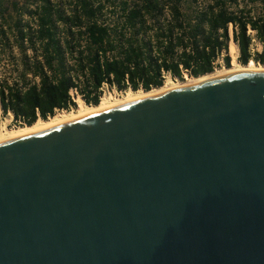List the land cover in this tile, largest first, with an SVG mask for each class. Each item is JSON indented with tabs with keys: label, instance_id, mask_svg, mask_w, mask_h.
<instances>
[{
	"label": "water",
	"instance_id": "obj_1",
	"mask_svg": "<svg viewBox=\"0 0 264 264\" xmlns=\"http://www.w3.org/2000/svg\"><path fill=\"white\" fill-rule=\"evenodd\" d=\"M0 264H264V72L0 142Z\"/></svg>",
	"mask_w": 264,
	"mask_h": 264
},
{
	"label": "trees",
	"instance_id": "obj_2",
	"mask_svg": "<svg viewBox=\"0 0 264 264\" xmlns=\"http://www.w3.org/2000/svg\"><path fill=\"white\" fill-rule=\"evenodd\" d=\"M6 4L0 0V53L21 68L23 85L0 79V109L17 126L70 112L74 87L96 106L104 82L148 92L163 87L167 76L182 82L185 74H212L220 59L231 68L232 42L240 64L264 65V0H26L11 4V20ZM30 15L37 17L34 27L25 19ZM28 74L39 76L40 85H30Z\"/></svg>",
	"mask_w": 264,
	"mask_h": 264
},
{
	"label": "bare ground",
	"instance_id": "obj_3",
	"mask_svg": "<svg viewBox=\"0 0 264 264\" xmlns=\"http://www.w3.org/2000/svg\"><path fill=\"white\" fill-rule=\"evenodd\" d=\"M237 45L235 42H232L230 45V50L232 53L236 52L237 50ZM233 66L231 68H226L224 70H219L216 71L212 74H208L199 78H188L186 81L182 82H173L171 80H168L165 85L161 88H156L151 91H127L125 96L123 97H114L112 94L109 95H104L101 98V101L99 105H87L85 102L81 99L78 102V106L74 111L70 112H63L58 113L54 117L49 118L48 120H38L34 125L32 126H23V127H17V128H9L7 126H3L0 130V142L9 140L11 138H14L16 136L25 134L29 131L39 129L42 127H46L49 125L57 124L60 123L64 120L71 119V118H76L79 116H82L84 114H87L89 112L97 111V110H102L114 106H118L121 104H126L129 102L141 100L144 98H148L157 94L177 90L183 87H187L190 85H195L199 84L208 80H212L215 78H219L222 76L230 75V74H235V73H259V72H264V65H257L253 60L249 62L248 65L244 66L241 65L236 58L233 60Z\"/></svg>",
	"mask_w": 264,
	"mask_h": 264
},
{
	"label": "rangeland",
	"instance_id": "obj_4",
	"mask_svg": "<svg viewBox=\"0 0 264 264\" xmlns=\"http://www.w3.org/2000/svg\"><path fill=\"white\" fill-rule=\"evenodd\" d=\"M16 1H20L21 3H24L26 0H6L7 4L6 6L9 7V12H8V19L11 20V17L14 15L13 13V10H12V7H11V4L13 2H16ZM0 23H1V19H0ZM12 23V21L10 22ZM230 36L231 38H233V28L232 30L230 31ZM233 40V39H232ZM232 42V41H231ZM254 50L256 51H262V46L261 44H259L258 42H255L254 43V46H253ZM13 55L16 57V59L19 57V52L17 49L13 50ZM229 55L232 59V62L234 60V58H236V60L238 61V57H239V48L237 47V50L236 52L232 53L231 50L229 51ZM239 62V61H238ZM14 59L13 58H10L8 57L7 53L6 54H1L0 53V77L2 79H12L14 76H15V72H16V69H15V66H13L14 64ZM233 66V63L231 64ZM242 65V64H241ZM221 66V67H220ZM220 66L218 68V71L219 70H224L226 68H223L224 67V64H223V60L220 59ZM231 66V67H232ZM190 78V77H188ZM168 80H171L173 82H175L174 79H168ZM187 80V79H186ZM185 80V81H186ZM178 82H181L178 80ZM177 83V81H176ZM108 92V91H106ZM127 93V92H126ZM124 93L123 95L121 96H118V97H123L125 96ZM109 95V94H107ZM114 96V95H113ZM115 97V96H114ZM77 108V107H76ZM75 108V109H76ZM7 126L9 128H17V127H23V126H17V124L15 123L14 121V116L12 113H8V114H4L2 110H0V130L3 126Z\"/></svg>",
	"mask_w": 264,
	"mask_h": 264
},
{
	"label": "built area",
	"instance_id": "obj_5",
	"mask_svg": "<svg viewBox=\"0 0 264 264\" xmlns=\"http://www.w3.org/2000/svg\"><path fill=\"white\" fill-rule=\"evenodd\" d=\"M53 1H55V0H53ZM109 6H110L109 9L111 10V9H112V6H111V5H109ZM32 8H33V6H32ZM36 18H37V17H32L31 15L25 17V19H27V20L30 21V23H31V25H32L33 27H34V26L36 25V23H37V19H36ZM0 24H1V23H0ZM232 28H233V25L231 24V25H230V31L232 30ZM248 33L251 34V35H253V36L255 35V31L252 30V29H250V28H249ZM253 41H254V42H258V41H256V40H253ZM258 43H259V42H258ZM259 44H260V43H259ZM31 54H32V53L29 51V56H31ZM115 56H116L115 51H108L107 54H106V57H107L108 59H114ZM13 66H15V69H16L15 76H14L12 79H2L1 77H0V79H2V80H7V81H8V84H9L10 86H14V83H18V84L21 86V85H23V81H22V79L20 78V71H21V68H20V67H17V65H15V64H13ZM223 68H225V66H224ZM216 71H218V69H217ZM216 71H215V72H216ZM185 78L188 79V75H187V74H185ZM168 79H172V78H171L170 76H167V80H166V82L168 81ZM40 81H41V78H40L39 76L33 77L32 74H28V82L30 83V85H37V86H39V85H40ZM175 81L178 82V79H175ZM100 91H101V98H102V96L107 95V94H112V95H114L115 97H118V96H121V95H123L124 93L127 92V91H119L115 86L110 85L108 82H104V83H103V85H102ZM106 91H108V92H106ZM128 91H132V90L129 89ZM69 94H70V96H71L72 101H73L74 103H76V107L78 106V102H79V100L82 99V100L85 102V100H84V98H83V95L81 94V92H80V90H79V87L71 88ZM101 98H100V99H101ZM76 107H75V106H71L70 111H74ZM0 110H1V109H0Z\"/></svg>",
	"mask_w": 264,
	"mask_h": 264
}]
</instances>
